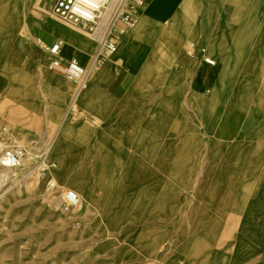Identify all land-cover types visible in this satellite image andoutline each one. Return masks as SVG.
Instances as JSON below:
<instances>
[{
  "label": "crops",
  "instance_id": "crops-1",
  "mask_svg": "<svg viewBox=\"0 0 264 264\" xmlns=\"http://www.w3.org/2000/svg\"><path fill=\"white\" fill-rule=\"evenodd\" d=\"M184 1L146 0L145 8L119 41L116 51L78 93L77 117L72 118L71 111L65 121L73 130L72 144L66 145L74 148V153L66 156L69 158L67 162L74 164L75 168L82 165V170L89 173L94 164H105L109 172H104L103 178L111 181L109 192L112 193L122 190L124 195L130 182H135L138 208L143 215L147 211V182L151 180L202 179L214 189H220L217 194L224 196L228 180L239 181L237 190L244 183L264 179V106L259 107L260 102L264 104V91L259 86L262 76L254 73L264 65V0H190L193 13L186 16L185 26L178 13ZM210 7L215 10L211 16L215 21L212 28L206 13ZM48 18L32 17L28 22L34 30L29 31L30 43H34L32 39L40 30L50 37L48 44L63 36L73 50L61 56L76 58L81 64V37L59 24H55L58 26L55 30H46V25L54 23ZM183 40L186 41L181 47ZM191 42L195 45L192 55L184 51ZM173 51L190 56L179 59L171 56ZM20 53L35 66L43 65L40 59ZM204 56L213 59L214 64L218 60L220 66L224 62H234L239 68V85H251L249 98L254 104L244 110L235 108L238 124L233 129L223 130L220 124H212V115L196 107L202 102L199 98L206 88H210V96L213 93L209 83L212 75L209 80L206 69L197 68L198 61L204 60ZM84 58V64H87L90 57L86 55ZM155 71L159 73L155 74ZM42 81L37 77L33 83L41 85ZM180 88L186 90L185 105L182 103L184 115L181 116L185 123H180L178 111ZM38 89L43 87H33L28 95L26 125L18 133L45 141L55 125L53 107L43 96L39 97ZM69 89L67 85L63 93L68 99L66 105L73 98V94L68 96ZM168 91L171 94L166 103L167 122L152 123L151 117L157 109H162L163 98L160 97ZM6 100L13 107L15 101ZM204 102L206 100L202 104ZM36 123H41V128L36 129ZM62 129V125L57 128L58 135ZM179 133L185 138L180 139ZM224 133L226 137L221 139ZM178 173L184 175L174 176ZM85 177L95 181L93 173ZM116 181L124 184L116 187L119 186ZM240 190L235 191V195H241ZM92 196L96 198L97 194L92 192ZM122 199L117 198L113 204ZM156 216L159 218L154 221L161 219V215ZM145 217L140 227L148 224ZM190 259L195 258L184 257L181 264H190L187 261ZM206 260L211 261V258L204 257Z\"/></svg>",
  "mask_w": 264,
  "mask_h": 264
},
{
  "label": "rangeland",
  "instance_id": "rangeland-1",
  "mask_svg": "<svg viewBox=\"0 0 264 264\" xmlns=\"http://www.w3.org/2000/svg\"><path fill=\"white\" fill-rule=\"evenodd\" d=\"M54 1L34 0L28 11L22 15L21 21L28 24L32 17L47 16L48 19L63 22L51 17L50 9ZM0 15L1 21L5 23L3 34L9 50L40 59L43 63L41 68L49 67L44 49L37 44L35 38L32 39L35 44L30 43L31 37L27 35L26 28L16 26L15 19L8 14ZM185 41L181 42V47ZM14 72L15 69L10 70V73ZM71 84L75 90L76 84ZM36 86L33 83V87ZM17 88L26 91V87ZM36 92L42 97V89ZM209 96L210 88H206L199 99L203 102ZM2 97L0 137L4 135L7 139L17 140L25 146L27 155L31 153L33 157L31 164L19 172V178L8 179L0 184V264H149V257L137 255L138 240L134 235L140 233L141 227L134 223V219L129 217L117 229L111 230L108 229L106 221L99 219L96 212L87 213L79 208L65 211L62 199L54 201L66 188H72L56 185L55 189L50 190L48 181H43L47 168L40 169L38 177H34L33 172L38 168L36 164L44 154L47 143L55 136L58 122L54 119L55 125L47 140L30 139L25 134L18 133L26 125V106L20 107L13 101L11 107L10 101L4 98L7 95L3 93ZM76 117L73 113L72 118ZM40 125L41 123H36L34 127L41 128ZM3 126L8 129L5 134L1 130ZM182 175L184 174H174ZM133 183L130 182L124 195L121 194L122 190L117 191L115 201L119 197L123 201L113 204V200H110L108 204L113 206L112 210L121 209L123 213H128L138 205L137 188ZM147 186L145 218L148 224L143 228L148 233L151 232V235H159L157 260H151V264H164L167 261L181 264L184 257L195 258L187 260L190 264H230L235 261L233 254L237 244L240 215L230 208L224 211L223 216L219 215L222 196L217 193L220 189H214L208 181L205 183L202 179L194 178L151 180L147 182ZM162 211L167 216L154 221L159 218L156 215L160 216ZM211 212L217 217L218 224L204 228V216ZM154 223L158 224L157 227L149 226ZM204 257H210L211 261H204Z\"/></svg>",
  "mask_w": 264,
  "mask_h": 264
},
{
  "label": "bare ground",
  "instance_id": "bare-ground-1",
  "mask_svg": "<svg viewBox=\"0 0 264 264\" xmlns=\"http://www.w3.org/2000/svg\"><path fill=\"white\" fill-rule=\"evenodd\" d=\"M32 2H34V0H0V14L6 13L11 18L15 19V25L26 28V33L30 37L31 34L29 31L34 30L28 24L23 23L21 18L22 15L28 11ZM189 2L190 0H185L178 12L184 21V26L186 23V16H191L193 13V5ZM2 10H4V13H2ZM214 12L215 10L212 7L206 10L208 24L211 28L215 23L211 18ZM1 20L2 16L0 15V107L3 101V93L7 95V97H4L5 99L11 98L18 103L20 107L22 105L27 107V98L32 92L33 82L36 81L37 77H40L43 81L41 85L37 86L43 87L42 96L52 105V116L55 117V122H58V127L61 125L63 126L60 134L58 135L57 131L54 138L47 143L44 154L40 157L38 164H36L38 168L33 172V174H35L34 177L40 175V169L47 168L43 181H48V183L53 182L58 187L68 186L72 188V190L77 192L80 198V202L76 208L82 209L87 213L96 212L95 214L98 215L101 221H106L108 229H117L119 225L129 217L136 221L134 222L136 225H139L143 221L142 219L145 215L139 210L138 205L134 206V209L128 213H123L121 209L114 211L112 210L113 206H109L108 203L110 200L115 201L118 190H115L113 193L109 192L111 189V181L103 178L104 172H109L105 164L96 163L92 166L91 173L95 175V181H91L85 177L86 175L91 176V173L87 170H82V165H77L75 168L74 164L67 162L69 158L66 156L73 154L74 148L66 145V143L72 144L73 130L65 124V121L68 119L71 111L76 114V97L79 92L76 93V89L73 90L72 82L70 83L59 71L48 66L42 68L41 66H35L31 60H25L21 53L9 50L3 34L5 23ZM53 21L54 23L51 25L45 26L46 30H55L58 28L55 24H59L62 28H67L73 34H77L81 37V54L79 56L81 57V65H86L84 64V56L87 55L91 57L94 54L97 48L98 34L96 32L90 33L84 27L78 26L77 23L73 25L69 22V24H67L57 19H53ZM36 33L37 37H35V39L37 43L43 42L48 44L50 37H48L47 34L42 30ZM58 39L62 41L60 54L73 50L71 43L63 36H59ZM208 55L212 54L208 52ZM158 56L160 55L158 54ZM171 56L185 59L186 57L189 58L190 55H184L179 51H173ZM238 63L239 62H236V65H238ZM197 66L198 69L202 67L206 69L205 71H207L209 80L212 75L209 83L212 84L213 87L212 95L204 104L196 103L197 109L200 107L202 109H199V111L204 110L210 113L212 115V124H220L223 130L233 129L238 124L234 116L235 108L244 110L250 108L252 104H254V102L251 103L249 98L251 85L246 83H241L239 85V68L238 66L235 67L234 62H224L220 66L217 60L214 65L209 66L204 60H199ZM13 69H15V72L12 74L10 70ZM157 73H159V71ZM157 73L155 71V74ZM254 73H258L262 76L260 78L262 83H260L259 86L263 88L264 91V65L254 70ZM67 85L70 87L69 92H67L68 96L73 94L69 108H67L69 105H66L68 99H66L63 94ZM17 86L26 87V91L18 90ZM238 88L240 89L236 98L235 93L238 91ZM170 94L171 91H168L166 94L163 93L160 97L163 98L161 101L162 109L156 110L157 112L151 117L152 123L167 122L168 112L166 103ZM185 95L186 90L180 88L178 96V111L180 118L184 115L182 103H184L183 99ZM263 106V102H260L259 107ZM180 123H185V119L181 118ZM66 135H68L67 138ZM230 135L232 139H235L233 134ZM180 137L185 138L184 134H181ZM225 137L226 134L224 133L220 138L224 139ZM32 157V154L29 153L23 159L19 167L0 166V184L8 179L15 180L19 178V172L31 164ZM117 183L119 186L116 187H121L124 184L123 181H118ZM238 184V180H228L227 194L222 196L220 200V216H223L227 208L232 209L240 215L237 244L233 254V257L235 256V261L230 264H264V179L244 183L239 188L242 194L235 195V191L239 190L235 189ZM92 192L97 194L96 198L92 196ZM58 197L59 198H55L54 201L58 202L61 199V195ZM196 202L199 203L197 199ZM166 216L167 214L162 211L161 218ZM217 224L218 219L213 212L207 213L202 221V226L204 228L211 225L217 226ZM139 231L140 233L134 235L137 236L135 239L138 240L137 255L149 257L150 261H147L151 264L150 262H153L151 260H157L156 255L159 248V235H151V232L149 231L150 233H148L143 227L139 228ZM134 236L132 239H134ZM245 258H248L247 261L242 260ZM164 264L174 263L172 261H167Z\"/></svg>",
  "mask_w": 264,
  "mask_h": 264
},
{
  "label": "built area",
  "instance_id": "built-area-1",
  "mask_svg": "<svg viewBox=\"0 0 264 264\" xmlns=\"http://www.w3.org/2000/svg\"><path fill=\"white\" fill-rule=\"evenodd\" d=\"M146 0H55L51 7V17L84 27L90 33L98 34L97 48L86 65L76 58L64 59L60 54L61 40L51 44L38 42L47 55L49 67L61 72L67 80L76 84V93L82 91L105 61L116 51L119 41L129 32L136 17L145 8ZM194 44L188 43L186 53L192 55ZM204 61L214 64V60L204 56ZM7 133L6 126L1 128ZM4 136V135H3ZM0 137V166L19 167L27 155L25 146L15 139ZM56 185L48 183V189ZM63 210L78 206L80 198L72 189L61 193Z\"/></svg>",
  "mask_w": 264,
  "mask_h": 264
}]
</instances>
